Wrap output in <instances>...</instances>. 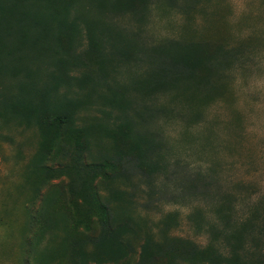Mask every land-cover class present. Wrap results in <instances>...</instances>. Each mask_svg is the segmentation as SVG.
Returning a JSON list of instances; mask_svg holds the SVG:
<instances>
[{
    "label": "rangeland",
    "instance_id": "374dc122",
    "mask_svg": "<svg viewBox=\"0 0 264 264\" xmlns=\"http://www.w3.org/2000/svg\"><path fill=\"white\" fill-rule=\"evenodd\" d=\"M108 21L136 42L140 58L146 56L143 62L114 60L104 70L128 99L160 110L139 125L160 144L158 171L130 172L108 184L92 168L102 163L96 149L75 169L70 158L60 163L50 157L40 185L31 164L37 133L0 125V264H64L67 240L51 241L50 231L39 242L37 236L57 210L67 226L74 207L90 204L96 219L93 201L72 199L69 192L81 193L83 179L108 204L114 225L129 226L123 244L130 262L148 237L220 250L224 230L241 232L245 225L247 244L255 239L251 248L264 264V236L258 234L264 225V0H156L140 14ZM215 43L221 46L214 59L219 77L210 64ZM144 79L155 88L151 93L139 87ZM48 195L53 207L44 203ZM84 250L91 258V246Z\"/></svg>",
    "mask_w": 264,
    "mask_h": 264
},
{
    "label": "trees",
    "instance_id": "16d2710c",
    "mask_svg": "<svg viewBox=\"0 0 264 264\" xmlns=\"http://www.w3.org/2000/svg\"><path fill=\"white\" fill-rule=\"evenodd\" d=\"M154 1L0 0V125L37 133L39 145L31 163L32 171L40 172L37 184L42 185L49 172L50 157L60 163L70 158L75 169L83 155L89 159L96 149L102 163L92 168H99L108 184L130 172L152 175L158 171L154 167L160 144L139 125L160 110L128 99L125 88L111 84L104 70L111 61L140 58L136 42L115 30L108 18L140 14ZM214 45L210 64L213 77H219L221 69L214 59L221 46ZM145 59L144 55L140 61ZM139 87L146 94L155 89L148 88L146 79ZM104 143L107 147H102ZM151 163L154 166L149 168ZM83 180L81 193L69 192L72 199L87 202L90 198L96 219L90 204L74 207L73 223L67 226L65 215L57 210L37 236L39 242L50 231L51 241L56 236L67 240L66 255L60 258L64 264H90V259L96 264H262L251 248L255 239L247 244L245 225L241 232L224 230L220 250L202 249L178 238L154 242L148 237L140 245L137 260L130 262L123 244L129 226L116 227L108 204L97 192L91 194V180ZM122 195L114 192L115 199ZM52 201L49 195L44 198L46 206ZM79 226L84 228L81 233ZM92 230L97 234H90ZM258 234L264 236V225ZM86 246L92 248L91 258Z\"/></svg>",
    "mask_w": 264,
    "mask_h": 264
}]
</instances>
